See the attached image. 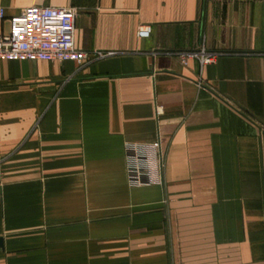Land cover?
<instances>
[{
	"label": "crops",
	"instance_id": "1",
	"mask_svg": "<svg viewBox=\"0 0 264 264\" xmlns=\"http://www.w3.org/2000/svg\"><path fill=\"white\" fill-rule=\"evenodd\" d=\"M33 6L114 55L0 60V264H264V0H0V32ZM158 139L164 184L130 187Z\"/></svg>",
	"mask_w": 264,
	"mask_h": 264
},
{
	"label": "built area",
	"instance_id": "2",
	"mask_svg": "<svg viewBox=\"0 0 264 264\" xmlns=\"http://www.w3.org/2000/svg\"><path fill=\"white\" fill-rule=\"evenodd\" d=\"M76 8L33 6L17 16L10 17L7 31L0 32V60L10 62L47 61L75 62L80 66L100 60L113 53L96 52L90 56L76 47ZM5 9L0 7V21H6ZM150 26H140L138 38H149ZM175 55L183 65L197 60L201 67L215 63L221 53L205 47L191 51H177ZM128 184L140 188L164 184L165 153L160 139L152 143L125 145Z\"/></svg>",
	"mask_w": 264,
	"mask_h": 264
},
{
	"label": "water",
	"instance_id": "3",
	"mask_svg": "<svg viewBox=\"0 0 264 264\" xmlns=\"http://www.w3.org/2000/svg\"><path fill=\"white\" fill-rule=\"evenodd\" d=\"M1 243H2V240L0 239V245H1Z\"/></svg>",
	"mask_w": 264,
	"mask_h": 264
}]
</instances>
